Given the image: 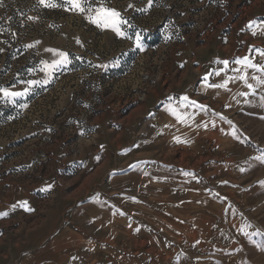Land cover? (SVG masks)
Masks as SVG:
<instances>
[{
	"label": "rangeland",
	"instance_id": "obj_1",
	"mask_svg": "<svg viewBox=\"0 0 264 264\" xmlns=\"http://www.w3.org/2000/svg\"><path fill=\"white\" fill-rule=\"evenodd\" d=\"M104 4L133 26H121L131 39L37 0H2L0 86L44 79L27 70L51 62L46 48L72 62L46 90L0 101V264H264V162L254 159L264 85L250 79L244 103L240 81L202 83L224 67L217 60L264 66V0ZM184 95L207 106L181 109L195 113L188 124L167 111L168 97L178 107Z\"/></svg>",
	"mask_w": 264,
	"mask_h": 264
},
{
	"label": "snow or ice",
	"instance_id": "obj_2",
	"mask_svg": "<svg viewBox=\"0 0 264 264\" xmlns=\"http://www.w3.org/2000/svg\"><path fill=\"white\" fill-rule=\"evenodd\" d=\"M94 2L96 3L95 7H93ZM37 3L45 8H53V9L63 8L64 11L75 12L77 14L84 15L85 19L88 20L89 23L95 25L98 28L110 29L113 32H115L117 36L129 38V39L132 38L128 35V33L124 29H122L121 26L122 25L127 27H133V26L130 25L128 21L121 16V13L119 11L113 8L106 7L104 4V0H37ZM153 3L154 0H148L147 8L152 7ZM0 6H2V0H0ZM132 7H133L132 4L128 5V8H132ZM146 10L147 9H145V11ZM10 19L11 18H9V20ZM27 19L33 20L35 18L29 16L27 17ZM253 24L254 22H249L247 27L249 28L250 31H252V34L255 36L257 33L253 30ZM2 31H7V29L0 30V34H2ZM12 35H15V33H12ZM76 42L79 44L80 43L79 39H77ZM39 43L40 41L35 42V44H39ZM35 44H29L26 45L25 47L32 48L35 46ZM135 47L140 51L144 50L141 42L140 33H135ZM0 51H3V49H0ZM44 51L51 53L52 56L54 57L51 60V62L47 60H40L37 66L33 68H29L27 70L30 75L34 74L36 71L42 72L44 74V79L42 80L19 79L11 86V88H15L16 84H23L24 87L20 91H14V90H10V88L8 87L0 86V101H6L9 104H14L20 98L26 97L30 93H34L38 88H42L46 90L47 85L51 83V80L55 75V73L62 69L67 68V66L72 62V58L67 52L54 48H46L44 49ZM248 51L249 53H252L254 49L251 46H249ZM255 51L260 53L261 55H264V51L260 49H255ZM75 59L79 60L81 59V57H76ZM117 61L118 58L114 59L111 62V65L116 66ZM216 63L223 64L224 67L219 70H212L203 77L202 83H204L206 87L229 90L228 86L230 83H235L236 81H240L249 91L239 92L238 95L245 97L244 103H249L247 97L249 95L255 94V86L264 85V78H261L256 75H252L251 77H249L247 69H254L258 72L264 73V66L254 64L248 55H245L243 57H236L232 61L217 60ZM230 64H235L238 67L230 68ZM93 67L107 69L109 65H94ZM229 71L236 73V75H227ZM222 73L225 75L221 83H215V84L207 83L208 78L210 76L212 75L220 76ZM250 79L256 82L255 86L253 83L249 82ZM167 99L169 101V105L167 106V111L176 118L177 122L182 124H188L189 121L194 118L195 113L188 111H180L181 109L193 108L199 111H205L207 109V106L200 105L198 104V102L194 100H190V98L187 95L179 97L178 107L172 104L173 101L172 97H168ZM20 107H27V104H21ZM226 107H228V105H226ZM215 115H219V114L215 113ZM220 119L223 120L224 118L221 116ZM227 123L231 124V121H227ZM168 126L169 125H165V127ZM198 126L207 127V124H202ZM213 126H215V123H213ZM233 135H235L234 132ZM174 139L177 142H180L178 137H174ZM96 159L99 160L100 157L97 156ZM254 159L264 162V155L255 157ZM130 167H135V165H130ZM241 171H244V169H241ZM259 183L264 185V181H260ZM50 187L51 185H47L45 189H42V191L50 189ZM133 200H135V198H133ZM19 206L25 208L26 210L29 211L31 210L28 208L27 202H21ZM13 207H15V205ZM6 214L7 213H4V215ZM121 215H123L122 212ZM196 243H199V241H197Z\"/></svg>",
	"mask_w": 264,
	"mask_h": 264
},
{
	"label": "crops",
	"instance_id": "obj_3",
	"mask_svg": "<svg viewBox=\"0 0 264 264\" xmlns=\"http://www.w3.org/2000/svg\"><path fill=\"white\" fill-rule=\"evenodd\" d=\"M8 60V59H7ZM2 61V60H1ZM14 83H12V85H13ZM12 85H6V86H3V87H8V88H10V90H14V91H20V90H22V88H23V84H16V87L15 88H11V86ZM122 164H124V162L122 163Z\"/></svg>",
	"mask_w": 264,
	"mask_h": 264
}]
</instances>
